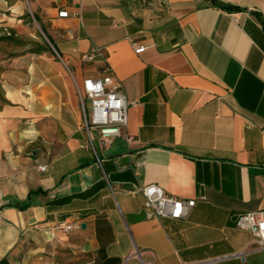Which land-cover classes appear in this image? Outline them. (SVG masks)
Segmentation results:
<instances>
[{
    "label": "crops",
    "instance_id": "crops-1",
    "mask_svg": "<svg viewBox=\"0 0 264 264\" xmlns=\"http://www.w3.org/2000/svg\"><path fill=\"white\" fill-rule=\"evenodd\" d=\"M219 1L237 9L0 0V260L264 264L234 225L264 209V0ZM93 45L102 55L81 61ZM104 65L131 139L101 146L96 128L87 140L77 86ZM148 183L195 203L181 218H144ZM63 219L67 233L54 228Z\"/></svg>",
    "mask_w": 264,
    "mask_h": 264
},
{
    "label": "built area",
    "instance_id": "built-area-1",
    "mask_svg": "<svg viewBox=\"0 0 264 264\" xmlns=\"http://www.w3.org/2000/svg\"><path fill=\"white\" fill-rule=\"evenodd\" d=\"M58 15L65 17L68 12L62 10L58 12ZM143 48V46H136L133 50L138 52ZM101 55V48L93 45L80 55V59L88 62ZM102 71L104 74L100 77L84 78L77 86V91L82 112V125L89 144H91L89 131L91 128H96L99 134V144L106 146L116 136L122 135V138L128 141L131 135L120 132V128L126 123V102L122 86L113 81L108 66L104 65ZM96 161L99 165L98 156H96ZM139 164L140 162H135L136 166ZM45 167L46 164H42L38 166V170L43 171ZM139 191L143 197L144 218H181L195 203L193 198L184 199L167 194L153 183L140 186ZM234 225L236 228L250 232L256 248L264 247V209L238 213ZM73 226L72 221L63 219L58 220L54 228L67 233L73 229Z\"/></svg>",
    "mask_w": 264,
    "mask_h": 264
},
{
    "label": "trees",
    "instance_id": "trees-1",
    "mask_svg": "<svg viewBox=\"0 0 264 264\" xmlns=\"http://www.w3.org/2000/svg\"><path fill=\"white\" fill-rule=\"evenodd\" d=\"M210 2L213 6L226 10V11H233L237 9L236 6L221 2L219 0H210ZM2 38L7 39L5 36H3ZM0 264H8V262L6 259H1Z\"/></svg>",
    "mask_w": 264,
    "mask_h": 264
},
{
    "label": "rangeland",
    "instance_id": "rangeland-1",
    "mask_svg": "<svg viewBox=\"0 0 264 264\" xmlns=\"http://www.w3.org/2000/svg\"><path fill=\"white\" fill-rule=\"evenodd\" d=\"M32 21H33V26L39 29L38 23L35 20H32Z\"/></svg>",
    "mask_w": 264,
    "mask_h": 264
}]
</instances>
